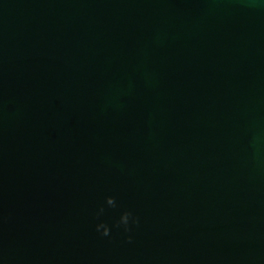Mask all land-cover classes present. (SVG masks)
I'll list each match as a JSON object with an SVG mask.
<instances>
[{
  "label": "water",
  "instance_id": "95a60500",
  "mask_svg": "<svg viewBox=\"0 0 264 264\" xmlns=\"http://www.w3.org/2000/svg\"><path fill=\"white\" fill-rule=\"evenodd\" d=\"M0 0L4 264H264V9ZM124 208L133 241L94 230Z\"/></svg>",
  "mask_w": 264,
  "mask_h": 264
},
{
  "label": "clouds",
  "instance_id": "9594fccd",
  "mask_svg": "<svg viewBox=\"0 0 264 264\" xmlns=\"http://www.w3.org/2000/svg\"><path fill=\"white\" fill-rule=\"evenodd\" d=\"M248 7L255 9H264V0H249ZM108 207H116L117 202L114 196L108 195L104 198V204L100 205L93 213L95 219L94 230L101 237L111 238L112 230L116 229L124 234V239L131 243L133 241L132 230L133 226L140 224V218L130 209L124 208L120 211L118 217L112 221L110 225L103 219H99L104 212V205ZM0 264H4L3 259H0Z\"/></svg>",
  "mask_w": 264,
  "mask_h": 264
}]
</instances>
